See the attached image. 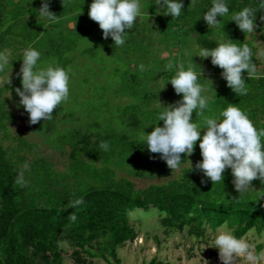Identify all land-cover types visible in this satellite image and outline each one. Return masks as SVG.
Returning a JSON list of instances; mask_svg holds the SVG:
<instances>
[{
  "label": "trees",
  "instance_id": "trees-1",
  "mask_svg": "<svg viewBox=\"0 0 264 264\" xmlns=\"http://www.w3.org/2000/svg\"><path fill=\"white\" fill-rule=\"evenodd\" d=\"M42 3L43 0H0V53L9 58L8 66L0 73L1 79L6 78L12 68L20 70L23 51L29 46L40 51V66L59 65L66 69L75 59H70L69 55L82 61L88 57L102 65L107 60L117 62L115 58L121 52L128 54L138 46L139 52L135 60L126 62V67L121 69L124 74L133 73V76L121 84L119 90L115 89L116 94L126 92L128 98V103L114 106L116 118L105 122L104 117L95 114L87 117L86 107L75 105L66 112L62 103L51 119H42L30 126L32 131L48 135L43 136V142L11 132L16 116L9 108L19 105L20 97L15 89L22 87L21 79L16 74L0 83V264H63L62 243L71 245L70 256L75 264H90L96 258L108 264H123L118 248L138 236V230L130 221V213L138 209L145 212L158 209L156 213L162 216L161 222L168 229H187L199 239H204L208 230L216 231L222 226L231 229L237 238L251 230L264 232V184L259 179L254 180L248 191L240 195L232 183L231 170L226 169L224 183L214 185L195 168L202 160L199 141L190 156L192 169L191 164L183 163L189 157L181 154L183 162L177 167V175L165 182L138 187L131 178L161 177L175 170L160 159L159 154L150 153L146 145L140 144V133L144 128L145 132H151L155 127L151 124L156 123L157 114L164 106L182 99V94L177 95L171 83H167L179 64L185 68L191 65L198 74L202 70L198 82L205 89L203 95L209 96L211 108L205 115L218 116L232 103L249 116L258 130L264 129V74L258 71L259 47L255 43L256 33L264 42V20L261 19L264 11L257 12L256 31L246 34L235 21L229 20L230 17L218 16L217 19L222 20L211 29L202 16L211 7V0H193L192 3L183 0L184 10L176 19L170 14L164 15L162 12L166 9L156 5L155 0H140L141 14H147L156 24L142 30L144 37L139 41L136 36L137 47L132 38L126 39L122 47H116L111 37L103 38L99 24L89 17L92 0H64V3L49 0L50 10L57 14L55 22L40 17L38 9ZM227 3L230 12L256 6V0H227ZM69 20L74 22L73 27L68 26ZM133 33L127 30V34ZM148 34L157 35L158 39H154L157 44ZM45 36L46 42L43 41ZM229 39L237 45L247 43L253 51L255 72L250 79L246 70L243 73L247 95L238 96L227 86L221 76L223 70L211 63V57L203 59L197 55L201 49L215 47L218 42ZM83 40L79 48L78 42ZM193 42L200 50L193 49ZM162 51L168 55L163 56ZM152 53L155 59L151 58ZM46 58L49 60L44 63ZM115 69L119 73V66ZM210 73L217 78L212 80L213 76L207 75ZM155 80L158 81L156 92H151L149 88L153 87L149 84ZM103 87L105 91L110 89ZM110 105L111 101L107 100L102 110L110 109ZM20 107L22 110L23 106ZM21 119H29L25 110ZM193 120L202 125V119L195 113ZM61 121L69 125L81 122V125L60 128ZM159 124L162 126L163 121ZM57 129L59 134H53ZM204 131L201 130L202 135ZM55 135L56 146L52 147L49 141ZM102 141L109 143L108 151L99 148ZM44 142L49 143L54 152L61 150V154L69 146L66 154L70 160L64 170L56 168L53 155L45 154ZM25 164L27 169H23ZM22 169L27 181L24 187L14 184ZM77 198H82L84 204L78 209L67 207L69 201ZM74 212L77 218L72 222L69 216ZM148 264L170 262L154 256Z\"/></svg>",
  "mask_w": 264,
  "mask_h": 264
},
{
  "label": "clouds",
  "instance_id": "clouds-1",
  "mask_svg": "<svg viewBox=\"0 0 264 264\" xmlns=\"http://www.w3.org/2000/svg\"><path fill=\"white\" fill-rule=\"evenodd\" d=\"M155 4L165 8L162 13L170 14L173 19L179 18L184 10L183 0H155ZM210 5L202 16L211 29L222 20H218V16L230 17L229 20L235 21L246 34L256 31L257 12L264 11V0H256L255 7L245 6L231 12L227 0H211ZM38 10L40 16L46 17L49 22L57 20V14L49 8V0H43ZM140 14V0H92L88 12L89 17L102 29L103 38L107 40L111 37L116 47L126 43L127 30L133 28ZM261 19L264 20V16ZM197 55L203 59L211 57V63L223 70L221 76L227 86L238 96L247 95L243 73L246 70L250 79L255 72L253 51L247 43L237 45L229 39L218 42L215 47L201 49ZM21 58L22 65L17 76L21 79L22 87H17L15 92L20 97L18 106H23L29 114V123L34 125L42 119H51L54 110L68 99L69 70L59 65L40 66L41 53L31 46L23 51ZM8 64V56L0 53V73L5 71ZM200 74L203 75L202 70ZM200 74L191 65L187 68L183 64L178 65V70L167 83H171L177 95L182 94V99L168 106L163 105L156 123L151 124L155 125L153 130L145 132L144 128L140 133V144L146 145L150 153L159 154L160 159L174 170L183 162L181 154L190 157L199 141L202 160L196 163L195 168L202 171L204 177L214 185L224 183L225 171L230 169L234 188L242 195L254 180L259 179L264 184V129L258 130L249 116L232 103L218 116L205 115L211 108L203 95L205 89L198 82ZM193 113L202 119V125L193 120ZM159 121H163L162 126ZM202 129L205 130L203 135ZM99 148L108 151L110 146L102 141ZM27 167L25 164L23 169ZM23 169L14 180V184L22 187L27 186ZM83 204L84 200L77 198L69 201L67 207L78 209ZM76 218L75 212L69 216L72 222ZM208 246L219 250L222 264H235L238 259L255 264L258 259L253 254L252 245L223 227L217 228Z\"/></svg>",
  "mask_w": 264,
  "mask_h": 264
},
{
  "label": "rangeland",
  "instance_id": "rangeland-1",
  "mask_svg": "<svg viewBox=\"0 0 264 264\" xmlns=\"http://www.w3.org/2000/svg\"><path fill=\"white\" fill-rule=\"evenodd\" d=\"M40 17L42 18L43 16ZM67 24L70 27L74 26V22L72 20H69ZM155 24L156 21L154 19L147 18V14H141L140 17L137 18L133 28L130 29V31L132 30L134 32V35L127 34L126 39L129 40V38H132V42L137 47L135 41H137V39L139 41L140 37H144L145 32L142 33V30H145L147 27L152 28ZM148 36L153 40L158 39L157 35L153 37L148 34ZM256 36L257 39L255 40V43L259 47L258 60H260V63L258 64V71L259 73L264 74V42L259 37L258 33H256ZM155 40L154 43L157 44ZM43 41H47L46 36L43 38ZM83 42L84 40L80 43L78 42L79 48ZM191 46L194 50H200L199 46L195 42H193ZM47 48L48 47L44 49ZM138 52L139 46L137 49H130L128 54L121 52L119 57L115 58L117 62L107 60L105 64L102 65L96 64L87 56L86 60L82 61L81 58L77 56L69 55L70 59H75H73V62L68 66V69L70 70V93L68 99L63 102L66 112L70 107H86L89 113L87 117L95 114L101 118L104 117L105 122L111 120V118H116L114 106H121L125 103H128V98L125 97L127 95L126 92L116 94L115 89L119 90L121 88V84L125 83L127 79H130V77L133 76V73L124 74L121 72V69L126 67V62L135 60ZM161 53L163 56L168 55V53L164 51ZM151 58L155 59L156 56L152 53ZM47 60L49 59H44V63H47ZM51 62H53V60ZM96 62H99L98 59H96ZM117 66L120 68L119 73H117L115 69ZM196 69H200V67H197ZM18 72L19 70L12 68L7 72L5 75L6 78L4 79H9L13 75L16 76ZM207 75L213 76V78H211L212 80L217 78V76L212 75V73ZM4 79H0V83H2ZM157 82V80L152 83L150 82L149 86L153 88H149V91L151 90V92H156L155 84ZM103 86L110 87V89L105 91ZM206 97L207 99L209 98L208 95H206ZM107 100L111 101L110 109L108 108L106 110H102L105 108L104 103ZM75 102H77V104H75ZM95 107H97L99 110L95 109ZM9 109L16 116V122L10 126L11 132L27 135L31 139L39 142H43V140H45L43 136H48L47 134H39L37 131H32V128H30L31 124L29 123V119L26 121L21 119L22 110L24 111L23 107L21 110V107L16 105V107H11ZM88 120L90 121L91 117H89ZM78 124L81 125V122H71L69 125V123L61 121L58 123V127L64 128L65 126L69 125L71 128ZM86 128H89V126H86ZM58 132L59 130L57 129L53 134ZM56 141L57 136L55 135L54 137L50 138L49 143L52 147H55ZM49 143H42V148L45 150V154L53 155L57 163L56 168L58 170H64L65 164L70 160V158H68V154H66V152H68L70 149L69 146L64 148L66 151L64 154L67 155L66 157L64 154H61V150H59L60 153L54 152L52 148L49 147ZM191 162H193V158L189 157L183 163L185 165H190ZM119 173L124 174L122 171H119ZM177 173L178 168H176L173 173L164 174L161 177L149 178L148 176H135L131 178L136 182L138 187H145L151 182H165L167 179L176 176ZM143 212H145L144 209H138L137 211L130 213V221L136 227L139 233L134 241H128L124 246L118 248V257L121 259L123 264H148V262L154 256H157L162 260H166L170 262V264H222L219 258V250L211 246L206 247L209 241L215 235L216 231L208 230L206 237L204 239H199L194 235H190L187 229H184L183 231L178 229H168L161 222L162 216L156 213L158 212V209H151L150 212H145V214ZM222 227L225 230L231 231V229H229L227 226ZM242 238L252 245L253 254L258 257L255 264H264V232L260 234L256 230H251ZM62 246L65 248L63 264H75L70 256V250L72 249L71 245L68 243H62ZM90 264L108 263L104 259L96 258ZM235 264H249V262L243 259H238L235 261Z\"/></svg>",
  "mask_w": 264,
  "mask_h": 264
}]
</instances>
